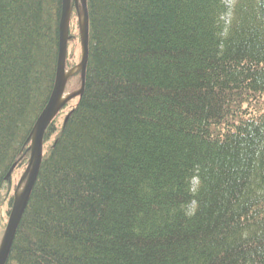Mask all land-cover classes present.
I'll list each match as a JSON object with an SVG mask.
<instances>
[{"label":"trees","instance_id":"obj_1","mask_svg":"<svg viewBox=\"0 0 264 264\" xmlns=\"http://www.w3.org/2000/svg\"><path fill=\"white\" fill-rule=\"evenodd\" d=\"M87 1L85 89L7 264H264V0ZM63 2L0 0V197L52 98Z\"/></svg>","mask_w":264,"mask_h":264},{"label":"water","instance_id":"obj_2","mask_svg":"<svg viewBox=\"0 0 264 264\" xmlns=\"http://www.w3.org/2000/svg\"><path fill=\"white\" fill-rule=\"evenodd\" d=\"M76 9L83 14V24H82V41H83V56L81 60V69H82V88L80 92L74 93L72 96L66 97L65 92L67 88V83L70 77L72 76V72L67 71V57H68V48L70 41V18L72 15V4L73 0H64L62 7V16H61V24H60V47H59V59H58V68H57V78L55 82V88L52 93V98L42 113L40 119L38 120L35 130L33 132V143L30 148L32 154L30 158L29 166L24 174L23 178L20 180V185L24 186L22 190L16 194L13 207L10 212L9 221L7 223V228L4 234V240L2 245L0 246V264H7L9 261V256L13 249V244L16 240V235L20 227V223L24 217L25 210L28 207V202L31 198L32 191L35 187L36 180L40 173V168L43 163V155H44V136L49 129V126L53 123V120L56 116L63 110L65 105L73 100L74 97L80 96L85 89V81H86V68L87 61L89 58V9H88V1L87 0H74ZM69 116L65 121H68ZM17 166L14 165L13 169L10 171L9 178L13 174L14 168Z\"/></svg>","mask_w":264,"mask_h":264},{"label":"rangeland","instance_id":"obj_3","mask_svg":"<svg viewBox=\"0 0 264 264\" xmlns=\"http://www.w3.org/2000/svg\"><path fill=\"white\" fill-rule=\"evenodd\" d=\"M83 18V14L81 13V20ZM82 23H83V20H82ZM75 63H76V67L73 68L72 70L74 71H78V69H80L81 67V63H80V60H81V56H82V52H81V48L79 49V47L76 48L75 50ZM72 70H68V72H72ZM72 78V77H71ZM70 78V79H71ZM67 89H66V92H65V95L66 97H69V96H72L74 93H78L80 92V89H81V80H80V77L76 76L74 78H72V80H70L68 83H67ZM78 102V100H74L73 103L70 104V108L65 111V114L63 115V118L60 120V122L62 123V121L64 120V116L72 109L74 108V105H76V103ZM29 165L27 166H24L22 169H18V170H13V174L10 178H12L11 180V183L10 185H8L7 188H5L2 192V196L0 197V220H3L4 222L3 223H8L9 220H7V213L8 211L10 210L9 208V201L11 199H14L16 194H18V192L20 190H22L24 188V186H21L19 188V185H20V180L23 178L24 174L26 173V170L28 168ZM15 169V168H14ZM9 178V176H8ZM9 216V215H8ZM9 219V217H8ZM6 228V227H5ZM1 224H0V246L2 245V242L4 240V234H5V229ZM1 248V247H0Z\"/></svg>","mask_w":264,"mask_h":264}]
</instances>
